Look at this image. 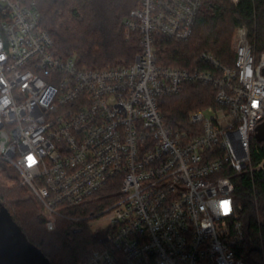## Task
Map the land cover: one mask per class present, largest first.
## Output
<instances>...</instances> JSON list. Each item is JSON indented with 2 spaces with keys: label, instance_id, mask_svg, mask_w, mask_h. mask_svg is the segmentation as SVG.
<instances>
[{
  "label": "built area",
  "instance_id": "obj_1",
  "mask_svg": "<svg viewBox=\"0 0 264 264\" xmlns=\"http://www.w3.org/2000/svg\"><path fill=\"white\" fill-rule=\"evenodd\" d=\"M203 5L139 0L124 27L140 35L141 51L127 66L94 69L58 54L35 0H0V161L18 171L49 230L119 185L117 200L90 216L107 219V234L80 264H264L262 236L253 262L239 256L253 235L233 178L264 171V160L252 159L264 121V52L241 25L233 65L208 51L205 70L159 64L157 38L188 41ZM188 82L216 89V104L174 129L159 99Z\"/></svg>",
  "mask_w": 264,
  "mask_h": 264
},
{
  "label": "trees",
  "instance_id": "obj_2",
  "mask_svg": "<svg viewBox=\"0 0 264 264\" xmlns=\"http://www.w3.org/2000/svg\"><path fill=\"white\" fill-rule=\"evenodd\" d=\"M41 12V26L55 39L59 55L73 58L79 66L94 69L131 64L141 51L140 35L128 37L124 20L139 0H35ZM249 28L257 53L264 52V0H204L192 37L176 41L158 37L159 64L188 70H205L201 59L205 51L227 65L235 63L233 41L238 26ZM216 89L188 82L173 97H161L163 119L174 129H186L191 112L215 102ZM254 164L264 160V141L253 143ZM11 166L0 161V207L5 206L28 239L37 245L52 264H80L105 241L106 231H93L89 216L99 215L118 198L119 185L110 183L91 200L71 210L80 219L60 218L54 230L46 227L45 217L31 192L9 173ZM241 216L253 241L239 256L254 261L264 239V171L252 177L244 173L233 177ZM14 182L12 184L11 182Z\"/></svg>",
  "mask_w": 264,
  "mask_h": 264
},
{
  "label": "water",
  "instance_id": "obj_3",
  "mask_svg": "<svg viewBox=\"0 0 264 264\" xmlns=\"http://www.w3.org/2000/svg\"><path fill=\"white\" fill-rule=\"evenodd\" d=\"M255 137L264 141V121L256 127ZM0 264H52L5 206L0 207Z\"/></svg>",
  "mask_w": 264,
  "mask_h": 264
},
{
  "label": "rangeland",
  "instance_id": "obj_4",
  "mask_svg": "<svg viewBox=\"0 0 264 264\" xmlns=\"http://www.w3.org/2000/svg\"><path fill=\"white\" fill-rule=\"evenodd\" d=\"M231 1H232L233 3H235L233 0H231ZM235 4H236V3H235ZM235 31H236V30H235ZM235 31H234V33H233V34H234V39H235ZM130 37H132V35H131ZM233 46H235L234 41H233ZM233 48H234V47H233ZM202 108H203V107H202ZM255 141H257V139H256L255 135H253V137H252V150H253V143H254ZM9 165H10V164H9ZM10 166H11V165H10ZM9 173H10V175H12L13 177H16L17 180H18V182H19L21 185L25 186V187L31 192L32 196L35 198V196L33 195L32 191L30 190V188L22 183V178H21L20 174L18 173V171H17L16 169L13 168V166H11V167L9 168ZM11 183L14 184L13 181H12ZM35 199H36V198H35ZM36 201H37V199H36ZM37 204H38V206L40 207V210H41V212H42V207H41V205L39 204L38 201H37ZM69 210H71V209H69ZM69 210H68V212H69ZM89 219H90V221H91V220L94 221L93 223H91V228H92L93 231H95V232L98 231V230H99V231H106L108 221H107V219H106L104 216H97V217H92V218L89 216ZM46 227H47V226H46Z\"/></svg>",
  "mask_w": 264,
  "mask_h": 264
},
{
  "label": "snow or ice",
  "instance_id": "obj_5",
  "mask_svg": "<svg viewBox=\"0 0 264 264\" xmlns=\"http://www.w3.org/2000/svg\"><path fill=\"white\" fill-rule=\"evenodd\" d=\"M220 207L225 212V214H227L230 211V203L228 201L221 202Z\"/></svg>",
  "mask_w": 264,
  "mask_h": 264
}]
</instances>
